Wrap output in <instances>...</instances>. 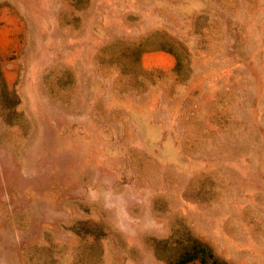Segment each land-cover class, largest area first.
<instances>
[{"label": "rangeland", "instance_id": "rangeland-1", "mask_svg": "<svg viewBox=\"0 0 264 264\" xmlns=\"http://www.w3.org/2000/svg\"><path fill=\"white\" fill-rule=\"evenodd\" d=\"M0 264H264V0H0Z\"/></svg>", "mask_w": 264, "mask_h": 264}]
</instances>
